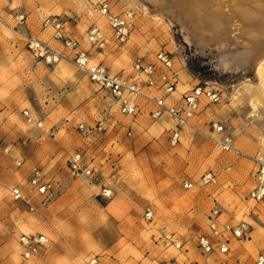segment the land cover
Segmentation results:
<instances>
[{"label":"rangeland","instance_id":"obj_1","mask_svg":"<svg viewBox=\"0 0 264 264\" xmlns=\"http://www.w3.org/2000/svg\"><path fill=\"white\" fill-rule=\"evenodd\" d=\"M142 1L150 13L132 0H0V15L11 22L23 13L25 29L56 47L61 40L42 21L59 19L63 33L110 72L133 75L137 60L152 62L157 52H168L178 82L167 100L179 104L196 85L212 89L218 99L202 96L192 121L204 132L222 124L244 154L220 151L188 127L170 146L168 135L176 124L170 115L153 119L148 106L134 116L122 115L72 63L33 57L0 24V264H88L91 257L101 264H251L264 251V201L248 197L255 185L251 157L264 153V72L258 74L254 64L224 67L223 59L231 60L241 44L199 43L183 17L162 10L154 19L152 13L160 9ZM103 3L130 22L125 42L114 39L100 12ZM90 25L104 33V48L85 40ZM76 152L92 166V178L71 174ZM35 168L54 186L49 198L30 187ZM205 171L216 175L215 183L198 184ZM185 179L191 188H184ZM14 186L30 205L13 199ZM104 186L110 197L101 194ZM146 208L152 210L149 220ZM211 217L219 224L247 225L243 236H230L226 253L202 254L193 242L195 234L209 231ZM165 231L179 238L180 248L164 242ZM22 233L44 234L47 248L24 259L18 245Z\"/></svg>","mask_w":264,"mask_h":264},{"label":"built area","instance_id":"obj_2","mask_svg":"<svg viewBox=\"0 0 264 264\" xmlns=\"http://www.w3.org/2000/svg\"><path fill=\"white\" fill-rule=\"evenodd\" d=\"M100 12L108 19L109 25L113 30L114 39L119 43L125 42L130 30L128 19L112 13L105 3L100 6ZM127 17H131V13L127 14ZM26 20L27 18L23 13L14 14L11 22L0 15V24L13 31L23 41L33 57L42 58L47 63H56L60 60L72 63L92 83L111 97L122 115L134 116L143 111L145 109L144 106H148L146 112L153 119H157L163 114L170 115L176 121L175 127L168 135L170 146H175L179 143L182 127H188L209 138L220 151L244 154L236 147L222 124L213 123L212 131L204 132L196 127L192 121L202 96L209 101L218 99L217 93L212 89L196 85L181 95L179 104L167 100L168 96L175 92L178 82L177 75L172 68V59L168 52H157L155 60L152 62L137 60L133 65L135 70L133 75L125 74L124 72H110L101 64L94 63L88 49L82 47L77 39L63 33V24L59 19L47 17L42 21V26L53 30L52 36L61 40V47H56L32 35L25 29ZM85 40L88 44L100 49L104 48L107 43L104 33L96 25L89 26ZM23 114L28 122L33 120L28 110H23ZM36 124L40 126L42 122L36 121ZM251 160L254 164L255 185L248 192V197L257 202L264 201V153L251 157ZM16 163L19 164L20 162L17 161ZM69 170L74 176L83 175L92 178L94 175L92 166L83 161L81 152H76L72 155L69 162ZM28 181L33 192L43 198H49L54 192L52 182L45 179L39 168H35L30 173ZM215 182L216 175L211 171L203 172L198 180L199 185L213 184ZM183 186L184 188H191L193 183L185 179ZM10 192L13 199L23 200L29 204V200L19 187L10 188ZM101 194L110 197V188L104 186ZM144 215L147 220L151 219L152 210L146 208ZM208 225L209 231L207 233H199L193 236V242L202 254L226 253L230 236L241 237L247 229L245 222L238 223L235 226L228 223L219 224L214 217L209 219ZM162 238L164 242L171 244L175 248L181 247L179 238L173 233L165 231L162 234ZM47 242V237L42 233H22L18 237L20 255L24 259L37 256L42 249L47 248ZM87 263L101 264L97 257H91ZM162 264L175 263L172 260H166ZM251 264H264V251L258 252Z\"/></svg>","mask_w":264,"mask_h":264},{"label":"bare ground","instance_id":"obj_3","mask_svg":"<svg viewBox=\"0 0 264 264\" xmlns=\"http://www.w3.org/2000/svg\"><path fill=\"white\" fill-rule=\"evenodd\" d=\"M132 1L142 11L150 13V7L142 0ZM147 1L160 9L159 12L152 13L154 19H160L164 11L183 17L190 25L191 34L199 43L215 42L221 47L228 43L241 44L242 49L235 53L231 60L223 59L224 67L231 64L236 67L254 64L258 74L264 72V0ZM183 25L182 28L187 29ZM185 38L189 40L187 36Z\"/></svg>","mask_w":264,"mask_h":264}]
</instances>
